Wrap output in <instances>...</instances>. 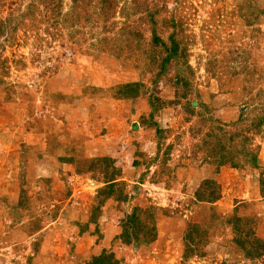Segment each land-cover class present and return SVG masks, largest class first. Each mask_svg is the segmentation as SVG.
Returning <instances> with one entry per match:
<instances>
[{
	"label": "rangeland",
	"instance_id": "1",
	"mask_svg": "<svg viewBox=\"0 0 264 264\" xmlns=\"http://www.w3.org/2000/svg\"><path fill=\"white\" fill-rule=\"evenodd\" d=\"M0 264H264V0H0Z\"/></svg>",
	"mask_w": 264,
	"mask_h": 264
},
{
	"label": "trees",
	"instance_id": "2",
	"mask_svg": "<svg viewBox=\"0 0 264 264\" xmlns=\"http://www.w3.org/2000/svg\"><path fill=\"white\" fill-rule=\"evenodd\" d=\"M205 183H208V182H205ZM218 197V195H215L214 197H212V199H216ZM209 202V201H208ZM134 216V215H133ZM136 218V217H135ZM148 231H150L151 232V229H149V228H146ZM154 237L152 236V239H153ZM103 259V257L100 259V260H102ZM105 259V258H104ZM99 260V261H100Z\"/></svg>",
	"mask_w": 264,
	"mask_h": 264
}]
</instances>
